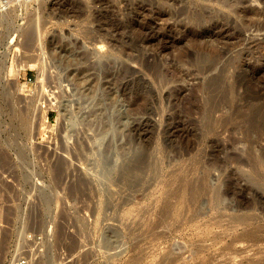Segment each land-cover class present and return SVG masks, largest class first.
Listing matches in <instances>:
<instances>
[{"label": "rangeland", "instance_id": "obj_1", "mask_svg": "<svg viewBox=\"0 0 264 264\" xmlns=\"http://www.w3.org/2000/svg\"><path fill=\"white\" fill-rule=\"evenodd\" d=\"M16 9L10 17L22 27L30 19L32 36L6 65L36 61L18 79L0 67V89L19 97L29 124L15 126L0 101V264L259 260L264 185L250 186L245 166L211 165L231 152L244 158L249 138L260 169L264 122L248 129L242 115L264 119V0H33ZM137 147L139 176L124 178L119 165ZM203 178L202 201L156 226L185 184ZM134 209L141 214H124Z\"/></svg>", "mask_w": 264, "mask_h": 264}, {"label": "bare ground", "instance_id": "obj_2", "mask_svg": "<svg viewBox=\"0 0 264 264\" xmlns=\"http://www.w3.org/2000/svg\"><path fill=\"white\" fill-rule=\"evenodd\" d=\"M22 2V3H21ZM20 3V4H19ZM29 3L30 1L29 0H0V29H1V32H0V67L1 68H7V71L9 73V75H7L8 77L7 78H11L12 76H15L14 78L15 79H18V75H19V71L21 68H24L26 69L27 66H29L30 64H33L32 62L36 61L34 59H30V61L26 60H22L23 58L21 56H24L22 53V49H21V45L24 44V41L28 42L30 37L32 36L31 35V32L29 30V24H30V19L27 20L26 24H28V26H24L22 27V25L20 26V24H16L13 20V18L10 17L11 13L13 12L14 14V10L17 8V6H24V8H28L29 6ZM19 4V5H18ZM22 4V5H21ZM10 5L12 6L10 8ZM9 8V9H8ZM20 8V7H19ZM17 10V9H16ZM202 14H197L195 15L194 17L192 16H189L188 18L184 19L181 23L183 25H186V24H192V20H200L202 18ZM28 17V15H27ZM26 19V18H25ZM187 19H188V22H187ZM25 22H23L22 24H25ZM26 27V28H25ZM21 38V39H17V38ZM200 47V46H199ZM11 52V53H14L17 54L16 52H19L18 54L21 55L19 57H21L20 59L17 57V59L10 61L11 64L10 66L9 65H6L7 61V55L8 53ZM206 50L205 48H198V51H197V57H196V61L199 63L200 65V71L201 73H204L205 72V67L206 66H202V62H203V58L204 56L206 55ZM13 57V55H12ZM31 57V56H30ZM5 59V60H4ZM25 59V58H24ZM28 59V58H27ZM11 60V59H9ZM199 60V61H198ZM32 61V62H31ZM2 69V70H3ZM0 73H1V69H0ZM5 73V72H4ZM7 74V73H6ZM44 74V73H43ZM42 74V75H43ZM20 76V75H19ZM42 77V76H41ZM41 79V78H40ZM44 79V78H43ZM220 76L219 74L217 75H214L211 77V83L213 86L217 87L219 82H220ZM19 86V85H18ZM22 86V85H21ZM11 87V85L9 86ZM13 87V86H12ZM8 88V87H7ZM6 87L2 88V90L0 89V101H3L4 104L6 105V109L8 108V113L11 115L12 119L14 120L15 122V126H19L22 127V129L26 128L28 129V120L27 118L24 116V112L23 110L19 107L18 105V99L16 100L14 94L12 92H10L9 89H7ZM24 91V88H22ZM14 90V89H13ZM28 92V91H27ZM23 94V92H22ZM26 96V95H25ZM21 99V98H20ZM22 102V101H21ZM47 107V106H46ZM49 107V106H48ZM43 107H41L42 109ZM44 109V108H43ZM48 109V108H47ZM7 112V111H6ZM44 112V111H43ZM211 109L208 110V112L204 115L205 116V119L209 122H213L214 121V118L212 117L211 115ZM235 112H239L238 110H235L233 112H231L229 115H227V117H232L234 115ZM63 114V113H62ZM44 119H46V117L44 116L43 117ZM13 122V121H12ZM47 121H45L46 123ZM242 122L246 125L245 127H247L248 129H251L252 127H255L256 125L260 124L261 122H264V119H261V118H258V117H254L252 116L251 114H243L242 115ZM213 124V123H212ZM46 125V124H45ZM50 125V124H48ZM47 127V126H46ZM50 127V126H49ZM48 128V127H47ZM21 129V130H22ZM29 130V129H28ZM37 135V133H36ZM38 137V136H37ZM36 138V137H35ZM246 142H247V147L246 149L243 151L245 153V157H241L239 156L237 153H234V152H231V154H229L225 160H223V162L221 163H215L213 165H211V167L213 168H224V167H228V164L229 163H235L238 167L237 168H241V167H247V181L248 183H250L252 186V184H258V185H264V156L261 160V162L259 163L260 164V169L258 170V168L255 166L253 160H252V153H253V143H252V139H249V138H246ZM136 150L133 152V160L130 161L128 163V161L124 162L122 164L119 165V173L121 174V176H123L124 178L127 177L129 178L128 176L130 177H135L137 178L139 176V172L141 170V163H142V160H143V157H144V153H143V150L139 147L135 148ZM24 155V154H22ZM21 155V157H22ZM1 156V155H0ZM24 157V156H23ZM22 157V158H23ZM73 157V155H72ZM77 158V157H76ZM79 158V157H78ZM77 158V159H78ZM73 159V158H72ZM128 159V158H127ZM126 159V160H127ZM21 160V159H20ZM23 160V159H22ZM26 160V159H25ZM23 160V161H25ZM75 160V159H74ZM79 160V159H78ZM61 161V160H59ZM27 162V161H25ZM20 163H22L20 161ZM68 163V161L66 162ZM73 163V162H72ZM23 164V163H22ZM21 164V165H22ZM56 164V163H55ZM57 167L59 168H63V161L57 163ZM69 164V163H68ZM68 164H67V167H68ZM20 165V166H21ZM29 166V163L28 165H26V167L24 166V168H27ZM50 166V165H49ZM55 166V165H53ZM73 166V165H72ZM23 167V165H22ZM21 167V168H22ZM55 167V168H57ZM76 167V166H75ZM53 168V167H52ZM74 168V166H73ZM28 170V169H27ZM58 171V170H56ZM69 171V170H68ZM67 171V172H68ZM73 171V170H72ZM29 172V171H28ZM27 172V173H28ZM234 172V171H233ZM58 174V173H57ZM72 174V173H70ZM232 174V172H231ZM107 176V175H106ZM126 178V179H127ZM84 180V179H83ZM105 180H108L107 178H105ZM79 181V180H78ZM110 181H111V178H110ZM109 183V182H108ZM184 193H180V200H177V202L169 209H161L160 212L157 214L159 216V218H157V222H156V226H159L161 224H163L164 222V217H168L170 214H172V212H181L183 214H185L186 212H188L191 208L193 209V207L200 203L204 197L205 194H207V189H206V185H204V178L203 180H199V179H192L188 185L186 186L185 184V187H184ZM215 199L216 201L220 200L222 198L221 196V192L219 191V188H216L215 189ZM52 194L49 193L47 190L46 192L44 191V195L45 196V200L44 202H47V201H51L52 199ZM43 198V197H42ZM49 203V202H48ZM47 203V204H48ZM168 202H166L164 205V207L168 206L167 204ZM50 205V204H49ZM48 206V205H46ZM105 207V205H104ZM141 214V211L138 210V209H134V210H125L124 211V214H127V215H132V216H135V214ZM126 215V217H127ZM137 216V215H136ZM149 218V217H148ZM130 219V218H129ZM133 220V218H132ZM136 220V219H135ZM138 221V220H136ZM146 221V219L144 220ZM166 221V220H165ZM140 222V221H139ZM131 223V222H130ZM135 223V222H134ZM153 223V221H152ZM151 222L148 223V224H152ZM133 224V223H132ZM137 225V223H135ZM130 225V224H129ZM135 225V226H136ZM153 225V224H152ZM253 230V229H252ZM250 229H245L244 231V234L243 235H246V237H254L256 235V233L254 231H252ZM264 236V235H262ZM260 238V237H259ZM264 238V237H263ZM239 238H237L238 240ZM248 239V238H247ZM250 240V239H249ZM253 240V239H252ZM251 240V241H252ZM263 240V239H262ZM262 243L264 241H261ZM254 244V242L252 243ZM255 245H257L255 243ZM254 245V246H255ZM264 245V244H263ZM249 246V245H248ZM258 247V246H256ZM260 247V246H259ZM249 248V247H248ZM254 248V247H253ZM262 248V247H261ZM257 249V248H256ZM258 250V249H257ZM261 250V249H259ZM263 251V248L262 250ZM258 252V251H257ZM249 253V252H248ZM251 253V252H250ZM255 253V252H254ZM260 255H261V258L259 260H256L255 256L254 258L255 259H248V262L250 263H254V264H260V263H264V253L263 252H258ZM256 254V253H255ZM251 255H253L251 253ZM259 255H257L258 257ZM204 257H202L203 259ZM252 258V257H251Z\"/></svg>", "mask_w": 264, "mask_h": 264}, {"label": "built area", "instance_id": "obj_3", "mask_svg": "<svg viewBox=\"0 0 264 264\" xmlns=\"http://www.w3.org/2000/svg\"><path fill=\"white\" fill-rule=\"evenodd\" d=\"M30 2L33 1V0H29ZM31 82V80H28V82L26 83V86L24 88H27V84H29ZM32 237V236H31ZM37 237H33V239H36ZM42 238H37V241L38 240H41ZM35 241V240H34ZM41 252H43V250H41ZM40 252V253H41ZM42 254V253H41ZM14 264H32V260L30 261L29 259H26L24 257H18Z\"/></svg>", "mask_w": 264, "mask_h": 264}]
</instances>
